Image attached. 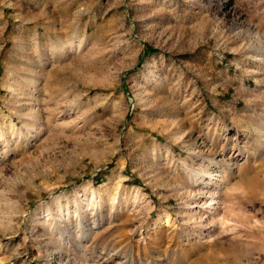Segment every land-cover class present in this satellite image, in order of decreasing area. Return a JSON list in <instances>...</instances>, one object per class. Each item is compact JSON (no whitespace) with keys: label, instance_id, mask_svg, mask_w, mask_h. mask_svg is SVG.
<instances>
[{"label":"rangeland","instance_id":"1","mask_svg":"<svg viewBox=\"0 0 264 264\" xmlns=\"http://www.w3.org/2000/svg\"><path fill=\"white\" fill-rule=\"evenodd\" d=\"M0 264H264V0H0Z\"/></svg>","mask_w":264,"mask_h":264},{"label":"bare ground","instance_id":"2","mask_svg":"<svg viewBox=\"0 0 264 264\" xmlns=\"http://www.w3.org/2000/svg\"><path fill=\"white\" fill-rule=\"evenodd\" d=\"M260 53V52H259ZM203 172L202 171H199V172H197L196 174H202ZM186 205H188V204H186ZM212 208L214 209V210H216L217 209V207H215L214 205L212 206Z\"/></svg>","mask_w":264,"mask_h":264}]
</instances>
